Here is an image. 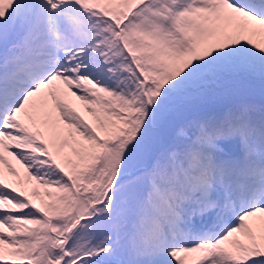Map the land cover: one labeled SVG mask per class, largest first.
<instances>
[{
	"label": "snow or ice",
	"instance_id": "obj_1",
	"mask_svg": "<svg viewBox=\"0 0 264 264\" xmlns=\"http://www.w3.org/2000/svg\"><path fill=\"white\" fill-rule=\"evenodd\" d=\"M0 264H264V0H0Z\"/></svg>",
	"mask_w": 264,
	"mask_h": 264
}]
</instances>
